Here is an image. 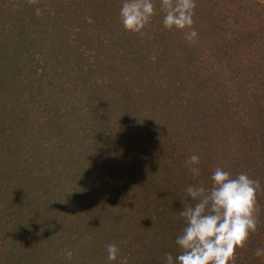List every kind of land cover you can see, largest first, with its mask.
<instances>
[{"label": "trees", "instance_id": "1", "mask_svg": "<svg viewBox=\"0 0 264 264\" xmlns=\"http://www.w3.org/2000/svg\"><path fill=\"white\" fill-rule=\"evenodd\" d=\"M121 3L0 0V264H162L216 167L258 181L229 264H264V0H195L184 29L153 0L136 32Z\"/></svg>", "mask_w": 264, "mask_h": 264}, {"label": "clouds", "instance_id": "2", "mask_svg": "<svg viewBox=\"0 0 264 264\" xmlns=\"http://www.w3.org/2000/svg\"><path fill=\"white\" fill-rule=\"evenodd\" d=\"M194 7L195 0H161L163 26L168 29L190 27ZM153 13V0H122L119 18L125 30L136 32L148 23ZM35 14L40 15L41 10L36 8ZM196 35L195 29L185 33L188 39ZM186 163L193 165L190 169L193 175H199V168L195 166L199 164L197 154L190 155ZM210 180L207 190L199 185L187 186V198L194 203L183 205L179 211L184 218V227L175 239L180 251L175 257L166 254L162 264H229L235 248L256 230L254 212L258 181L243 172L232 177L221 167L212 171ZM106 252L107 260L115 261L119 248L109 243ZM64 253L69 258L72 255L67 249ZM254 255H264V248H257Z\"/></svg>", "mask_w": 264, "mask_h": 264}, {"label": "rangeland", "instance_id": "3", "mask_svg": "<svg viewBox=\"0 0 264 264\" xmlns=\"http://www.w3.org/2000/svg\"><path fill=\"white\" fill-rule=\"evenodd\" d=\"M230 168V167H229ZM232 168V167H231ZM234 170H236L235 168H234Z\"/></svg>", "mask_w": 264, "mask_h": 264}]
</instances>
